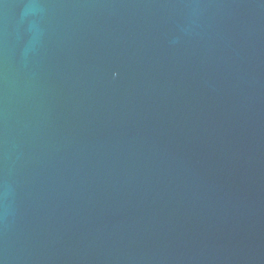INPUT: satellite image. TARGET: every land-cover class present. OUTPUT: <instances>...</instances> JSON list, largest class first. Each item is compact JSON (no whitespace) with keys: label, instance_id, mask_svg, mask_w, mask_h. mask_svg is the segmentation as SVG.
<instances>
[{"label":"water","instance_id":"95a60500","mask_svg":"<svg viewBox=\"0 0 264 264\" xmlns=\"http://www.w3.org/2000/svg\"><path fill=\"white\" fill-rule=\"evenodd\" d=\"M0 264H264V0H0Z\"/></svg>","mask_w":264,"mask_h":264}]
</instances>
